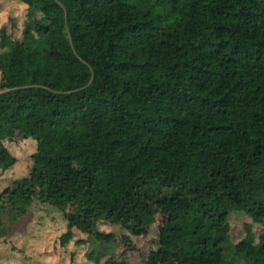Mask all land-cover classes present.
Instances as JSON below:
<instances>
[{
    "label": "trees",
    "instance_id": "obj_1",
    "mask_svg": "<svg viewBox=\"0 0 264 264\" xmlns=\"http://www.w3.org/2000/svg\"><path fill=\"white\" fill-rule=\"evenodd\" d=\"M20 1L21 34L1 31L0 169L18 161L5 142L37 148L0 192V238L39 201L64 212V246L73 229L115 238L105 221L133 249L157 227L145 264H264V231L231 234L234 213L264 225V0Z\"/></svg>",
    "mask_w": 264,
    "mask_h": 264
},
{
    "label": "rangeland",
    "instance_id": "obj_2",
    "mask_svg": "<svg viewBox=\"0 0 264 264\" xmlns=\"http://www.w3.org/2000/svg\"><path fill=\"white\" fill-rule=\"evenodd\" d=\"M25 9L26 4L20 0H0V48L3 45V28L6 27L13 37L21 34L20 28L26 18ZM13 21L20 25L19 30L12 27ZM6 145L17 156L18 163L15 165H18L15 174L10 173L0 180L2 190L16 186L29 176L35 167L32 153L36 151L37 141L34 138H17L13 142H6ZM234 214L237 215L232 219L234 242L247 238L256 244L264 231V225L253 223L251 218L243 216L241 212ZM251 222L253 227L250 232L247 223ZM98 227L103 232L114 234L115 238L103 240L73 229L71 241L64 246L61 238L69 230L64 212L36 201L17 222L8 224L7 233L0 238V264H110L111 258L121 259L125 264H145L147 254L159 247L157 227L146 236H133L134 249L126 246L120 238L121 233H128L123 226L101 221ZM78 240L82 242L78 243ZM229 256L235 263L238 261L237 255L230 253ZM165 264L171 263L166 261Z\"/></svg>",
    "mask_w": 264,
    "mask_h": 264
},
{
    "label": "crops",
    "instance_id": "obj_3",
    "mask_svg": "<svg viewBox=\"0 0 264 264\" xmlns=\"http://www.w3.org/2000/svg\"><path fill=\"white\" fill-rule=\"evenodd\" d=\"M30 138H27V139H25V140H29ZM7 142H9V141H7ZM5 144H6V142H5ZM7 146V145H6ZM8 147V146H7ZM9 148V147H8ZM9 150H10V148H9ZM11 151V150H10ZM12 152V151H11ZM34 153V152H33ZM32 153V154H33ZM12 154H14L13 152H12ZM15 155V154H14ZM16 156V155H15ZM17 157V156H16ZM18 159V158H17ZM18 163V162H17ZM18 165V164H17ZM17 165H14L13 167H11V168H9V169H7V170H1L0 169V173H3V174H0V180H3V178H5V176H7V175H9L10 173L11 174H15L16 172H17ZM2 189L0 188V191H1Z\"/></svg>",
    "mask_w": 264,
    "mask_h": 264
},
{
    "label": "built area",
    "instance_id": "obj_4",
    "mask_svg": "<svg viewBox=\"0 0 264 264\" xmlns=\"http://www.w3.org/2000/svg\"><path fill=\"white\" fill-rule=\"evenodd\" d=\"M1 80H2V73L0 71V83H1ZM0 92H1V90H0Z\"/></svg>",
    "mask_w": 264,
    "mask_h": 264
}]
</instances>
